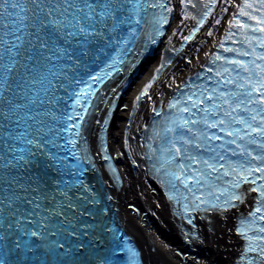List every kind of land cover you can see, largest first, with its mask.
<instances>
[{"label":"snow or ice","instance_id":"snow-or-ice-1","mask_svg":"<svg viewBox=\"0 0 264 264\" xmlns=\"http://www.w3.org/2000/svg\"><path fill=\"white\" fill-rule=\"evenodd\" d=\"M198 2L208 9L203 12V19L197 21L203 25L211 13L208 5L214 6L216 0ZM181 3L185 8L197 7L194 0ZM237 7L238 16L246 20L234 15L226 35H236L232 31L235 28L240 40L233 42L243 46L224 48L221 42L220 47L235 53V57H214L213 62H224L215 72L219 79L214 87L199 85V91L193 90L184 99L169 103L168 108L176 112L161 122L159 130H153L150 139L159 142L158 148L149 147L157 162L153 168L163 177L161 182L177 194L169 198L177 203L183 200L186 212L227 211L235 206L233 201L242 202L243 195L236 190L243 183L255 185L250 191L259 193L256 207L248 218L240 220L236 231L246 241L242 264H264V0H243L242 6ZM154 8L164 10L165 4L162 0H0V228L11 229L15 225L19 234L40 241L35 244L30 239L17 240L14 244L21 252L34 255L39 249L38 264H78L83 243L66 247L65 241L68 237L88 236L87 230L96 227L86 220L76 221L85 215L92 216L86 210L87 203L99 201L81 196L78 199L83 203H71L68 193L73 187L78 185L86 192L90 189L83 181L64 182L60 195L69 201L66 207L73 210L69 217L63 211V203L57 205L59 211L42 206V200L52 202L46 193L29 198L27 194L38 191L39 185L26 186L12 172H18L41 151L54 163L63 159L51 149L60 150L61 134L70 129H76L72 135H81V123L88 111L82 99L90 105L89 97L94 95L89 81L101 83L112 74L105 69L124 62L120 58L121 46L129 44V39L122 35L123 30L126 28L128 37H133L136 28L132 25H140L141 13L146 18L148 10ZM152 15L155 23L167 22L163 11L159 18ZM189 17L196 19L187 13L185 19ZM192 35L185 39H192ZM107 48H113L117 54L101 70L103 75H89V64L99 61L101 55L108 56ZM84 84L88 87H79ZM58 90L73 99L71 115L64 113V98L57 95ZM77 106L83 112L76 111ZM75 118L80 123H69ZM67 143L75 147L77 140L70 138ZM72 154L79 159L77 153ZM258 180L262 182L257 183ZM24 221L32 227L25 228ZM105 230L113 231L101 228ZM4 239L5 235H0V241ZM112 239L113 256L120 249L129 254L128 264H138L139 254L135 250L126 244L121 248L115 243L116 238ZM97 259L98 264H113L107 255ZM0 264H7L2 248Z\"/></svg>","mask_w":264,"mask_h":264},{"label":"bare ground","instance_id":"bare-ground-1","mask_svg":"<svg viewBox=\"0 0 264 264\" xmlns=\"http://www.w3.org/2000/svg\"><path fill=\"white\" fill-rule=\"evenodd\" d=\"M240 0H216L211 13L192 39L188 40L164 66H159L165 53L180 42L194 19H185L187 13L195 16L203 3L196 8L179 4V0H165L167 22L157 43L129 69L122 71V78L113 82L98 95L83 126L86 152L90 156L94 181L105 194L115 224L128 234L138 248L142 264H236L244 247V239L236 229L258 200L251 192L250 183H243L236 191L243 200L233 201L227 211H189L191 223L184 224L173 213V206L164 199L159 186L150 176L145 160L143 137L150 110L157 102L168 98L185 77L197 70L225 30ZM227 9V11H222ZM219 19L220 23L215 21ZM212 35L209 36L208 32ZM134 60V59H133ZM154 80L139 98V90L158 70ZM124 81L120 84L121 80ZM120 84V85H119ZM103 94H105L103 96ZM103 96V97H102ZM104 128L106 152L116 165L117 181L106 172L97 149L98 122L112 105ZM111 197V199H108ZM202 208L206 206L202 205ZM183 229L186 232L183 233Z\"/></svg>","mask_w":264,"mask_h":264},{"label":"rangeland","instance_id":"rangeland-1","mask_svg":"<svg viewBox=\"0 0 264 264\" xmlns=\"http://www.w3.org/2000/svg\"><path fill=\"white\" fill-rule=\"evenodd\" d=\"M115 167H116V165H115Z\"/></svg>","mask_w":264,"mask_h":264}]
</instances>
